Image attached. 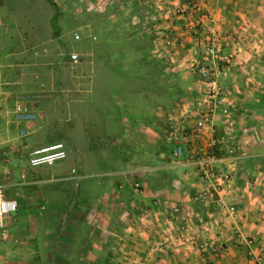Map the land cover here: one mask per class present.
Returning <instances> with one entry per match:
<instances>
[{
    "label": "rangeland",
    "instance_id": "rangeland-1",
    "mask_svg": "<svg viewBox=\"0 0 264 264\" xmlns=\"http://www.w3.org/2000/svg\"><path fill=\"white\" fill-rule=\"evenodd\" d=\"M177 5L162 4L169 13ZM153 26L161 27L141 0H0V186L23 210L19 226L0 237V264H131L114 245L110 210L160 208L155 199L141 207L138 197L145 187H170L162 177L163 163H176L163 132L167 113L205 94L188 69L156 60ZM239 38L231 46L249 42ZM192 57L175 59L186 67ZM231 94V125L219 118L218 136L240 149ZM54 142L66 159L30 167L29 153ZM195 178L189 188L198 191ZM97 239L104 244L92 252ZM84 249L91 253L82 260Z\"/></svg>",
    "mask_w": 264,
    "mask_h": 264
},
{
    "label": "crops",
    "instance_id": "crops-1",
    "mask_svg": "<svg viewBox=\"0 0 264 264\" xmlns=\"http://www.w3.org/2000/svg\"><path fill=\"white\" fill-rule=\"evenodd\" d=\"M164 1L166 0H163L162 4ZM200 1L216 19L218 28L226 34L222 43L223 50L230 51L232 47L238 52L237 62L222 73V84L232 90V99L237 100L240 105L236 132L244 158L238 170L235 187L222 192V196L228 203L236 204L237 213L233 219L220 217L215 213L213 204L207 197L196 201L194 195L197 189L189 188V184H194L195 178L187 172L191 169L180 162L163 163V168L168 173H163L162 177L166 176L167 180H164L170 182V187L163 186L157 191L145 187L138 197L141 207L144 204H150L153 199L157 201L160 206V208L155 207L157 218L153 217L155 214L150 215L154 218L150 224L140 221L144 216L138 207L127 206L123 213L120 207L110 210V231L114 235V245L126 248L127 257L125 258L131 264L140 262L142 264H248L244 244L231 246L226 253L211 261L200 258L186 246H171L172 242L177 244L173 239L168 241L174 226L178 225V221L176 222L171 215V210L175 206L180 209L179 219L188 221L191 231L196 230V225L190 221L191 217L210 216L213 225H221L223 235H227L231 229H234L240 231L244 237H254L264 242V157H262L264 155V76L260 74L264 71V0ZM176 3L179 4L178 1ZM159 22L161 28L171 30L180 43L173 50L176 57L189 52L192 58H200V51L192 41L190 32L183 31L185 20L165 17ZM238 34L245 36L249 42L231 46L233 43L231 40ZM177 67L178 70L187 69V66L181 65L180 61L177 62ZM5 186L7 184L0 186V196L5 200L16 201L5 191ZM22 211L17 205V211L5 217L0 237L19 226L16 222ZM34 211H36L35 208L30 210V212ZM24 212L28 213V210ZM121 216H124L125 220L122 221ZM134 220L137 221L135 222L137 225L132 224ZM63 227L61 226L62 229ZM152 227L155 229L158 227L157 237L152 235L155 232ZM121 232H124L123 237ZM213 234H215L213 231H209L210 236ZM53 240L49 241L52 246L56 244V239ZM103 244V241L97 239L92 252L98 250L96 248L102 247ZM70 245L74 246V240H71ZM83 251L82 257H79L82 260L91 253V250Z\"/></svg>",
    "mask_w": 264,
    "mask_h": 264
},
{
    "label": "built area",
    "instance_id": "built-area-1",
    "mask_svg": "<svg viewBox=\"0 0 264 264\" xmlns=\"http://www.w3.org/2000/svg\"><path fill=\"white\" fill-rule=\"evenodd\" d=\"M148 6L149 16L156 21L165 17L183 18L185 29L190 30L193 41L200 51L199 59H189L186 66L190 75H195L205 86V94L196 98L189 106H180L169 111L163 132L170 146V154L174 162H180L187 168L196 171V183L201 187L195 192L196 201L206 197L211 201L220 217L234 218L237 213L235 203H228L222 192L234 181L235 169L242 162L244 154L237 145L227 139H219L220 129L217 125L219 118L227 125L232 112L229 104V89L221 83L222 73L236 62L237 53L234 50H223L222 41L226 37L218 28L216 19L208 12L200 0H179L182 5L169 9L162 6L161 0H141ZM161 3V4H160ZM152 37L157 45L155 58L161 64L170 66L177 63L173 49L178 41L170 30L152 27ZM76 35V33H75ZM236 44L240 38H234ZM76 60L77 55L71 54ZM18 118L26 120L27 115L18 113ZM206 140V141H205ZM67 157L62 142H54L33 149L29 153L28 164L38 168L51 166L64 161ZM75 174V170L71 169ZM17 211L14 200H5L0 196V230L4 226V219ZM157 209H146L143 216L147 222L150 215ZM171 215L178 225L173 229V246H186L200 258L214 260L227 252L231 246L244 244L246 246V260L248 264H264V242L254 237H244L240 231L231 229L223 235L221 225H213L210 216H193L190 221L196 225L191 231L188 221L180 220V210L174 207ZM209 231L215 234L209 235Z\"/></svg>",
    "mask_w": 264,
    "mask_h": 264
}]
</instances>
